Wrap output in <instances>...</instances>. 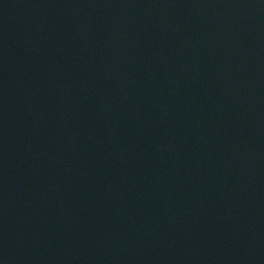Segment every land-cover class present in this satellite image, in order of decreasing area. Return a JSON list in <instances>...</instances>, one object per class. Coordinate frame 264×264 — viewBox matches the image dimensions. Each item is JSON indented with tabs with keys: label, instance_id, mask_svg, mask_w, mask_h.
Here are the masks:
<instances>
[{
	"label": "water",
	"instance_id": "1",
	"mask_svg": "<svg viewBox=\"0 0 264 264\" xmlns=\"http://www.w3.org/2000/svg\"><path fill=\"white\" fill-rule=\"evenodd\" d=\"M0 264H264V0H0Z\"/></svg>",
	"mask_w": 264,
	"mask_h": 264
}]
</instances>
